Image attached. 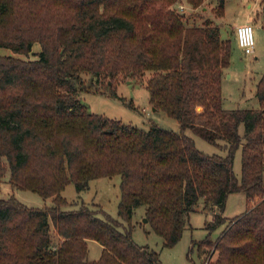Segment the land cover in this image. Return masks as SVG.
<instances>
[{
  "label": "trees",
  "instance_id": "1",
  "mask_svg": "<svg viewBox=\"0 0 264 264\" xmlns=\"http://www.w3.org/2000/svg\"><path fill=\"white\" fill-rule=\"evenodd\" d=\"M175 1L0 0V46L34 54H0V179L8 170L12 187L52 201L31 207L13 194L0 197V264H163L133 240L130 225L86 203L65 208L67 184L80 192L91 179L115 175L119 217L129 224L144 205L163 246L179 240L200 200L221 212L230 192L257 197L216 240L196 244L212 264H264V71L258 108H225L221 76L231 38L208 18L186 24ZM186 1L196 8L203 0ZM223 7L218 0L219 15ZM147 72L152 107L175 118L178 131L139 128L91 112L79 98L93 84L84 74L107 82ZM186 128L226 153L202 152ZM223 219L216 213L207 225ZM88 239L102 247L97 259L88 258Z\"/></svg>",
  "mask_w": 264,
  "mask_h": 264
},
{
  "label": "rangeland",
  "instance_id": "2",
  "mask_svg": "<svg viewBox=\"0 0 264 264\" xmlns=\"http://www.w3.org/2000/svg\"><path fill=\"white\" fill-rule=\"evenodd\" d=\"M218 0H203L193 8L186 0H176L172 7L182 10L186 16V24L200 25L208 18L212 24L219 26L222 38H231V57L228 67L221 76V92L225 108H258L256 83L264 71V0H224L223 14L219 15ZM243 21H248L253 27L255 39L254 53L246 54L237 45L235 27ZM40 45L33 44L32 53L38 52ZM0 54L18 56L24 59L33 58L34 54L13 53L9 48L0 46ZM119 77L114 81L98 80L95 76L84 74L87 83L92 82L90 91H81L79 98L89 111L103 114L110 118L130 123L139 128L147 129L155 123L164 128L179 130V122L167 115L163 110L153 109L149 101V92L145 86V78ZM112 85V86H110ZM114 91V94H111ZM197 111L201 107L196 108ZM243 125L239 126L242 135ZM185 133L194 139L195 146L206 154L219 153L224 155L226 148L210 143L186 128ZM233 171L237 178L241 173V146L234 153ZM13 194L20 202L31 207H42L52 204L50 198H43L29 189L12 187L9 183V172L0 179V197ZM62 195L70 203L65 208H77L86 203L91 208H99L104 213L119 220L124 226H131L133 240L140 245H148L159 254L163 264H212V257L202 261L198 254L197 242L203 239L216 240L228 221L243 213L256 198L248 200L244 191L228 193L223 210L216 207H204L200 200L196 209L189 212L181 237L172 246H163L162 238L152 229L150 223L144 220V205L135 207L129 224L117 213L119 201V176L91 179L88 187L77 192L73 183H69ZM220 213L224 219L212 227L207 224L213 221L214 214ZM99 215H103L100 213ZM57 237H55V240ZM100 256V245L92 239L88 243V258L97 259Z\"/></svg>",
  "mask_w": 264,
  "mask_h": 264
},
{
  "label": "built area",
  "instance_id": "3",
  "mask_svg": "<svg viewBox=\"0 0 264 264\" xmlns=\"http://www.w3.org/2000/svg\"><path fill=\"white\" fill-rule=\"evenodd\" d=\"M235 37L238 47L246 54L254 53L255 39L250 22L239 23L235 27Z\"/></svg>",
  "mask_w": 264,
  "mask_h": 264
},
{
  "label": "crops",
  "instance_id": "4",
  "mask_svg": "<svg viewBox=\"0 0 264 264\" xmlns=\"http://www.w3.org/2000/svg\"><path fill=\"white\" fill-rule=\"evenodd\" d=\"M243 22H245V21H243ZM241 23H242V22H241ZM90 240H92V239H88V240H87V244L89 243ZM99 245H100V244H99ZM101 249H102V247H101V245H100V253H101Z\"/></svg>",
  "mask_w": 264,
  "mask_h": 264
},
{
  "label": "water",
  "instance_id": "5",
  "mask_svg": "<svg viewBox=\"0 0 264 264\" xmlns=\"http://www.w3.org/2000/svg\"><path fill=\"white\" fill-rule=\"evenodd\" d=\"M183 12V11H182ZM184 13V12H183ZM153 109H155L154 107H153ZM144 220L146 221L147 219H146V217H144Z\"/></svg>",
  "mask_w": 264,
  "mask_h": 264
}]
</instances>
